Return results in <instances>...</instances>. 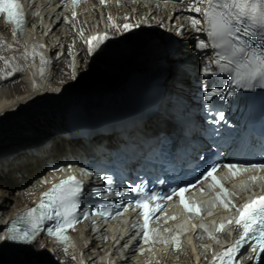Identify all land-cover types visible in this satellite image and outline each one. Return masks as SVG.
Masks as SVG:
<instances>
[{
    "label": "bare ground",
    "instance_id": "1",
    "mask_svg": "<svg viewBox=\"0 0 264 264\" xmlns=\"http://www.w3.org/2000/svg\"><path fill=\"white\" fill-rule=\"evenodd\" d=\"M192 3L193 0H187L182 5L171 6L166 10L151 8L153 12L151 15H144L143 7H135V16L133 9L127 6L117 12L118 24L115 22V13L108 11L111 22L105 21L101 30L118 34L119 42L106 40L101 50L92 56L80 47L72 31L61 29L64 19L60 18V14H53V11L44 10L39 14L40 18L32 20L34 26L27 25L24 32L17 34L15 38L9 26L0 22V57L8 60L10 64V67H5L4 61L0 60V76H6L12 68L19 69L13 76L0 79V139L11 140L9 138L15 130L19 132L23 130L21 133L23 134L26 129L25 125L24 127L20 125L23 122L29 124L32 121L36 126L45 127L47 125L46 127H49V131L39 140L25 141L26 143L0 151V233L5 229L8 219L11 220L20 210L34 203L36 200L34 196L38 190L36 178L41 176L42 172L53 162H59L70 155L80 154L81 151H90L97 143H102L112 149L118 148L120 142H126L134 148L137 155H141L146 147L152 145V142L162 139L163 134L180 141H191L198 135L197 126L201 120L195 112L197 108L193 100L194 81L202 76V69L208 66L211 52L208 48L200 50L196 47L198 40L204 34L193 30L190 26L189 17L191 16L199 18L200 27H202V14L188 11ZM44 14L45 17L50 16V19H44L43 24L48 23L46 28L40 24L43 22L41 19ZM126 16L129 17L128 20L124 19ZM94 17L96 16L88 15V20H94ZM77 21L79 20L76 19L73 23ZM146 21L147 24H145ZM124 23H138L139 27L127 33L117 31L116 28H120ZM112 24H115L116 28H113ZM177 28H182V35H177ZM44 29L49 35L55 34V41L48 37L44 41L45 46L41 48L39 47L42 45L40 38L43 35L40 37L38 33L42 34ZM94 35H99L95 29L88 34L86 39ZM152 35H156L159 42L165 45L163 52L165 63L169 67V73L161 83L163 92L156 109L150 115L135 118L129 128L120 131L112 129L109 133L88 136L76 135L74 132L67 131L71 125H65V121L72 113L80 117L86 112L81 109H88V111L95 109L94 114H98L100 109L106 107L103 103L94 105L103 97H98L99 94H97L94 99L85 96L84 99L75 103L78 104L75 112L71 110L75 105L71 107L69 105L71 96L76 92L78 94L89 91L91 88L86 84L88 74L91 71L94 72L97 83L102 77L99 72L101 68L112 62L113 59H108L111 55L121 61L119 71L109 66L110 74L115 76L132 70L134 67L143 66L145 62L143 58L151 52L153 37L151 39L148 37ZM166 37H170L173 41L165 44ZM58 38L59 42L56 43ZM72 42L76 45L75 52L70 50ZM182 43L186 46L184 47ZM58 45L63 49V54L67 56L65 62H58L51 57ZM188 46L189 49L186 48ZM190 49L196 50L192 52L195 55H190ZM34 52L40 53L48 63L41 65L40 56L31 55ZM85 57L90 60V62L86 61V66H84ZM44 66L45 69L41 75V67L44 68ZM69 66L72 67L69 68ZM45 79L51 84L45 82ZM92 86L100 89L101 85L93 84ZM103 89L101 88L99 92H104ZM53 106H64V108L51 111ZM104 111L109 113V110ZM55 117L58 121L55 124L49 123ZM181 117L185 118V125L180 120ZM186 130L191 131L190 138L184 136ZM125 243L127 244V241H124L122 245ZM5 244L7 242L0 244V260L5 261L4 264H80L81 261L84 264H113L102 257L105 250L110 249L111 246L106 248L105 244L94 238L89 242L87 239L79 240L74 237L71 243L59 245L41 236L37 242L25 250L23 259L10 255L7 258H11L6 260V254L11 251L6 248ZM41 245H46V247L41 248ZM65 247L68 249L67 253L64 252ZM122 250L126 251V248L123 247ZM133 253L134 251H131L127 254L130 260ZM120 260V253L117 252L114 256L115 264H124ZM128 264L134 263L131 261Z\"/></svg>",
    "mask_w": 264,
    "mask_h": 264
},
{
    "label": "snow or ice",
    "instance_id": "2",
    "mask_svg": "<svg viewBox=\"0 0 264 264\" xmlns=\"http://www.w3.org/2000/svg\"><path fill=\"white\" fill-rule=\"evenodd\" d=\"M79 0H71L72 19H76L75 8ZM101 5L105 0H100ZM189 12L202 14L203 27H200L201 20L199 18L189 17L190 26L197 32H203L196 47L200 50L210 48L214 54L210 58V64L202 69L204 76L221 75L224 77V85L207 86L202 91V101L205 104V111L211 116L212 109L208 107V103L214 102V98L223 101L236 95L237 89L251 90L253 88L264 89V0H193L188 7ZM0 14L6 24L12 25V35L15 38L18 33H22L25 23V13L20 0H0ZM128 20L129 17H124ZM111 22V17H109ZM68 23L67 19L64 21ZM116 28L115 24L111 25ZM139 24L124 23L120 28H116L121 33L131 32L134 28H138ZM182 28H177V35H182ZM83 35V33H81ZM206 37V40H205ZM250 38H255L260 42V47L253 46ZM107 34H99L91 36L87 39V52L89 56L94 55L101 50V46L108 40ZM207 41V42H206ZM39 47L43 48L44 45ZM70 51V50H69ZM28 54L26 53V56ZM33 57L40 56V63L44 65L48 63L38 52L31 54ZM4 61L5 67H10L9 61L0 57ZM213 66L215 68L213 69ZM19 71L12 68L7 72L6 76H0V79H6ZM43 67H41V75H43ZM75 78V77H73ZM226 93V95H225ZM224 119L222 111L216 113L212 117V121L219 122ZM68 171L71 172L73 165H67ZM264 168V163H224L213 162L201 174V179H211L217 187L221 188V194L216 197L220 204L227 210L229 203H226L221 196L226 197L227 192L220 185L214 175L219 169L226 168L233 176L239 173L242 168ZM64 168L54 167L52 172H63ZM82 175L94 177V174L88 169L81 168ZM103 181L106 187L93 188L92 191L97 196H115L124 197L127 193H134L131 200H126L120 210L113 212V205L104 207H93L91 212L84 205L83 197L85 189L82 181L76 176L69 175L66 179H62L59 183H54L43 192L36 203L35 207L26 209L16 219L12 220L6 227L3 235H0V244L5 242L16 245L30 246L37 242L41 237V233L54 239L60 245L68 243V230L75 229L78 223L83 220L90 219L91 216H100L104 220L114 218L127 212L129 208L133 211L139 210L138 215L142 218V245L153 243L151 234L155 229H150L149 224L154 219H159L156 215L161 212L164 202L172 200L178 196L181 206L186 212H194L197 215L200 209L196 206H190L185 200V193L189 191L192 185H183L171 188L167 196H160L157 192L145 193L141 189L133 186L126 188H113L114 180L111 176L94 177ZM47 181H42L46 183ZM197 182H200L198 180ZM232 207H236L232 205ZM238 216L235 225L242 229L239 238L234 244L213 257L212 264H240L237 260V254L241 253V249L248 244L253 253L249 259L259 261L261 253H264V196L245 203L242 208H236ZM175 219V217H172ZM49 221L54 222L52 226L45 228V224ZM232 223V221H228ZM135 227V226H134ZM224 225H220L217 231L222 230ZM135 238V237H133ZM210 239L212 237H209ZM165 245L168 241H161ZM173 251L180 246L179 236L172 238ZM46 245H41V248ZM123 247H129L127 244ZM67 247L64 252L67 253ZM149 251L151 249L149 248ZM143 254L142 252L140 253ZM75 260V257H73ZM80 264H84L83 261Z\"/></svg>",
    "mask_w": 264,
    "mask_h": 264
},
{
    "label": "rangeland",
    "instance_id": "3",
    "mask_svg": "<svg viewBox=\"0 0 264 264\" xmlns=\"http://www.w3.org/2000/svg\"><path fill=\"white\" fill-rule=\"evenodd\" d=\"M43 23H45V22L43 21L40 24L46 28V25L48 23L46 25H44ZM67 28H68V31H72L73 35L76 36V39H77L78 43L80 44V47L83 50H85V48H84L85 38L87 37L86 35H88L92 31V26L89 23H86V20H84L82 23L79 22V21H77L75 24L73 23L70 27H69V25H67ZM61 29H64V24L61 26ZM81 33H83V35H81ZM97 33L98 34H107V36L109 37V39L114 40L115 42H119L120 37H119L118 34L112 33V32H110L108 30L107 31L106 30H100V31L98 30ZM42 35H43V37L40 38L41 39L40 41H41V44L44 45V46H45V42L44 41L46 39H48V37L50 39L53 38V41H55V37H54L55 34L49 35L48 32L45 31V29H44V31H43L42 34L41 33H38V36L41 37ZM151 38H152V42H151L152 44L150 43L151 44V48H150L151 49V52L150 53L148 52V55L145 58H143V59H145V62H144V65H143L144 67L143 66L142 67L148 72V74L151 77L159 78L158 81H160L162 83L163 78H165L168 75V73H169V70H168L169 67L165 63V56H164V52H163L164 51L163 48H164L165 45H162V43L159 42V39L157 38L156 35H152L150 38L148 37V39H151ZM166 38L167 39H165V44L166 43H169V42L171 43V41H173V39H171L170 37H166ZM58 42H59V38L56 40V43H58ZM183 46L185 47L186 44H183ZM75 47H76V45H74V43L72 42L71 43L70 50H72L73 52H75ZM186 48L189 49V46L186 47ZM153 50H155V51H153ZM192 52H196V50L195 49H192V50L190 49V53H191L190 55H195V53H192ZM150 54H151V56H150ZM51 57H52V59H55L58 62H61V61L65 62V60L67 59V56L63 54V49L62 48H59V45L56 46L55 52L52 54ZM74 57H75V54H74ZM47 58L48 59L50 58L49 54H48ZM108 59H113L114 61L113 60H112V62L109 61V63L111 62L110 63L111 65L110 64H105L104 66L101 65L103 67L101 68V70L99 72H100V75L102 77H100V79L96 83L95 76H94L95 74H94V72L91 71L88 74V81L86 82L87 86H91L90 90L89 91L87 90V91H84V92H80L78 94L76 92L73 96H71L72 98H71V102L69 104L70 107L73 106L78 101L84 99L85 96L86 97H89V99H94V96L97 95V94H99L98 97L103 96V92H99L100 89L101 88H104L105 90H107L110 87L109 84H108V81L106 80L108 78V76L110 75L109 66H111V67L113 66L116 71H119L121 69V61L118 60L119 58L117 59V58H115L114 56L111 55V56L108 57ZM86 61H89L90 62V60H89L88 57H85L84 66L87 65L86 64ZM71 67L72 66H69V68H71ZM43 69H45V66H44ZM45 82H48L49 83V81H47L46 79H45ZM49 84H51V82ZM93 84H96V85H99V86L101 85L100 86V89H97V86L96 87H93L92 86ZM77 105L78 104H75L74 105V108H72L71 110H73V111L76 110L77 107H78ZM61 108H64V106H59V107H54L53 106V108H52L51 111H56V110L61 109ZM94 110L93 111H87L86 109H84V110L81 109V111H83V112L86 111V112H85V114H83V116L80 115V117L95 115L94 114ZM73 114L74 113H72L71 115H69V118L65 121V125L67 124L68 126H70V125H72V123H73L74 120H76L77 118H79L78 115H73ZM79 114H80V112H79ZM56 119L57 118L55 117V119L51 120L49 123L55 124L58 121ZM35 120H37V119H35ZM27 123L23 122V123L20 124V125H23L22 127H24V125L26 127V129H24L23 134H21L23 130H21V132H19L18 130H15V131H13L15 133L9 138L11 140H8L6 138L5 139H3V138L0 139V144H1L0 145V151H5V150L9 149L10 147H13L15 145H19V144H22V143L32 142V141L39 140L40 138H42L45 135V133H47L49 131L48 130L49 127L48 128L46 127L47 125L45 127L43 125L41 127H39V126L34 125L33 124L34 122H32V121H30L29 124H27ZM51 124H49V125H51ZM35 137L37 139H35ZM15 142H17V143H15ZM0 254H1V247H0ZM95 262H97V260H95Z\"/></svg>",
    "mask_w": 264,
    "mask_h": 264
},
{
    "label": "water",
    "instance_id": "4",
    "mask_svg": "<svg viewBox=\"0 0 264 264\" xmlns=\"http://www.w3.org/2000/svg\"><path fill=\"white\" fill-rule=\"evenodd\" d=\"M159 78L151 77L148 72L141 67H134L132 70L121 72V74L115 76L110 74L106 79L109 84L107 90L103 89V97L100 101H97L94 105L101 103L105 104L104 110H109L111 114L107 117L111 119L124 120L130 116L137 108L136 102L133 100L132 91L133 89L139 90L152 83L159 82ZM136 87V88H135ZM104 98V99H103ZM100 102V103H99ZM67 131L71 132L70 129ZM9 254H6V260L10 259V255L17 256L19 259H23V250H9ZM22 257V258H21ZM5 261L0 260V264H4Z\"/></svg>",
    "mask_w": 264,
    "mask_h": 264
}]
</instances>
